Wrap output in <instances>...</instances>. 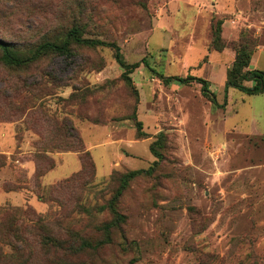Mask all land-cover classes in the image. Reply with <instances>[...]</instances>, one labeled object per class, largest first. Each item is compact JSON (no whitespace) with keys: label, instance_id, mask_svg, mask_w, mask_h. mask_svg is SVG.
I'll return each mask as SVG.
<instances>
[{"label":"rangeland","instance_id":"obj_1","mask_svg":"<svg viewBox=\"0 0 264 264\" xmlns=\"http://www.w3.org/2000/svg\"><path fill=\"white\" fill-rule=\"evenodd\" d=\"M73 22L140 66L127 83L115 52L102 47H74L73 58L20 71L0 64V222L33 209L53 234L70 227L76 240H101L120 185L113 173L150 170L120 198L127 220L111 244L74 264H264V94L225 92L243 38L253 45L248 69L264 71V0H0V38L20 46ZM154 71L209 81L216 104L202 84L166 86ZM64 119L90 152L94 179L79 177L80 155L67 149L76 144L52 127ZM45 156L55 167L37 179ZM30 240L29 264H44Z\"/></svg>","mask_w":264,"mask_h":264},{"label":"trees","instance_id":"obj_2","mask_svg":"<svg viewBox=\"0 0 264 264\" xmlns=\"http://www.w3.org/2000/svg\"><path fill=\"white\" fill-rule=\"evenodd\" d=\"M221 34L222 29L219 25L216 28L213 40V45L216 49L221 44ZM252 46L251 42L244 38L238 45L235 61L228 74L226 89L235 88L248 96L264 94V71L248 69L253 54ZM74 47L89 49H97L100 47L111 48L115 52L117 63L125 70L122 77L127 83H130L131 80L129 75L140 66L139 63L133 65L127 64L123 58L121 47L116 43L86 37L80 22H73L67 28H62L60 33L48 34L42 41L29 43L27 46H20L0 38V64L14 71L25 70L49 56L64 57L67 59L73 58L75 55ZM145 62L143 61V63ZM146 66L149 68V65L146 64ZM154 73L157 74L155 71ZM157 75L166 86L173 83H200L202 84L203 94L210 96L212 101L216 103L214 95L208 91V82L201 78ZM246 83H251V85L248 86ZM57 121L56 124L52 122V127L56 130L65 129L64 135L76 144V147H67V149L68 152L72 151L80 155L82 168L79 172V177L94 179L96 176L95 165L90 152L86 149L83 139L76 128L71 124L70 120L64 119L59 121L60 123ZM137 126L139 136H145L142 133V123H137ZM163 148L164 143L161 142L152 143L151 145V151L158 159L156 165L164 161V155L161 153ZM61 149L57 148L55 150ZM43 152L47 156L49 152L53 153L54 151L44 150ZM46 156L48 165L44 169L37 170V179H41L55 167L53 160L51 161ZM4 165L0 158V168L4 167ZM143 174L151 173L150 170H134L122 175L117 172L113 173L112 179L116 178L115 176L117 175L120 185L107 205V209L112 215V220L98 227L102 239L95 242L85 237H80L76 240V235L78 234L70 229V227L61 228L60 231H57L58 234H53L47 224L49 218L38 215L33 209L23 210L19 218L14 215L9 218H3L0 222V264H29V260L32 259L27 257L25 251L29 250L31 238H35V243L39 250L44 252V264H74L73 259L79 257L81 254L96 251L111 244L113 230L120 228L127 220L126 216L117 209L118 202L128 188L129 183L134 178ZM40 199H44V196L41 195ZM2 246H9L14 250V253L5 254Z\"/></svg>","mask_w":264,"mask_h":264},{"label":"crops","instance_id":"obj_3","mask_svg":"<svg viewBox=\"0 0 264 264\" xmlns=\"http://www.w3.org/2000/svg\"><path fill=\"white\" fill-rule=\"evenodd\" d=\"M252 70H259V69H252ZM201 79H202V78H201ZM203 80H205V79H203ZM205 81H207V80H205ZM207 82H208V84H209V85H208V90H209V86H210L211 83H210L209 81H207ZM173 84H176V83H173ZM177 84H179V83H177ZM226 85H227V83L225 84V92L228 94V90H229L230 88H229V89H226ZM210 93H212V92H210ZM212 94L214 95L215 100H217V99H216V95H215L214 93H212ZM216 102H217V101H216ZM215 104H216V103H215ZM80 131H81V130H80ZM262 133H264V132H262ZM110 143H118V142H114V141H113V142H110ZM63 156H65V155H62V156L60 157L61 160H63ZM29 167H31V171H30L31 173H30V174L34 173V172H35V167H34V166H30V165H29Z\"/></svg>","mask_w":264,"mask_h":264}]
</instances>
